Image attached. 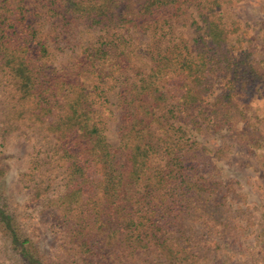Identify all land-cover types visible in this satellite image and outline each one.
<instances>
[{
    "label": "rangeland",
    "instance_id": "1",
    "mask_svg": "<svg viewBox=\"0 0 264 264\" xmlns=\"http://www.w3.org/2000/svg\"><path fill=\"white\" fill-rule=\"evenodd\" d=\"M64 1L0 0V207L31 241L36 259L41 264H118L95 242L103 236L96 235L97 221L89 222V228L94 226L90 248L78 252L72 223L56 203L73 184L69 163L61 157L62 137L53 129L68 84L91 88L95 119L114 158L123 163L122 141L132 122L129 101L140 80L150 76L160 58L195 59L200 48L210 59L206 79L188 87L198 100L182 107L186 80L177 72L157 75L167 100L151 109L141 135L197 143L211 157L213 200L196 204L186 223L196 264H264V0H178L174 8L140 17L137 28L90 25L73 7L66 10ZM93 1H105L111 12L128 17L140 4ZM196 6L203 17H216L224 30L219 47L205 35L195 43L193 22L202 24ZM16 56L27 61L35 77L26 100L20 99L8 66ZM163 64L168 71L167 61ZM49 104L52 110L40 112ZM135 110L143 115L142 108ZM68 148L82 150L75 142ZM90 176L94 187L88 193L93 194L95 175ZM98 203L106 219V205ZM0 264H26L1 231Z\"/></svg>",
    "mask_w": 264,
    "mask_h": 264
},
{
    "label": "trees",
    "instance_id": "2",
    "mask_svg": "<svg viewBox=\"0 0 264 264\" xmlns=\"http://www.w3.org/2000/svg\"><path fill=\"white\" fill-rule=\"evenodd\" d=\"M66 10L74 8L90 25L103 27H120L130 25L137 28L140 17L153 15L159 9L172 8L178 0H140L135 14L131 17L111 12L102 1L65 0ZM217 4V3H214ZM174 8V7H173ZM207 12L212 9H206ZM201 25L194 21L197 34L195 43L203 41L204 35L215 47H219L224 38V30L215 18L209 20L196 6ZM135 17H139L134 19ZM203 31V33H200ZM105 54L106 51H99ZM41 55L47 56L41 47ZM215 58V57H212ZM211 58V59H212ZM224 58V57H223ZM205 51L198 49L197 57L176 60L174 63L165 57L158 60L149 77L141 79L137 91L129 101L131 126L124 134L122 161L116 160L105 141L103 125L95 119L93 95L90 87L68 84L64 95L63 113L53 127L62 137L61 156L68 163V174L73 184L64 191L56 203L72 223L71 241L78 250L90 248V239L94 238L89 222L97 221L95 228L100 236L101 251H107L113 262L122 264H196L198 258L193 252L192 241L187 234V222L191 210L196 204L204 206L213 200L216 181H211L208 167L211 157L207 150L198 147L197 143H173L171 139H144L143 122L151 109L167 100L166 94L156 83L157 75L167 76L177 72L184 79V86L202 84L206 79L204 70L209 63ZM167 61L168 71H164ZM10 71L19 91L20 99L26 100L34 89L35 77L24 58L16 56ZM163 73V74H162ZM189 83V84H188ZM197 86V85H196ZM183 94L179 101L183 106H190L198 98L193 89ZM55 96V95H53ZM200 96V95H199ZM231 93L225 94L229 99ZM141 105V104H146ZM144 106V107H143ZM53 104L40 112L50 111ZM136 108L143 109L139 115ZM47 113V112H46ZM173 114L172 111H170ZM142 127V128H140ZM71 142L77 143L81 151L74 152L68 148ZM197 147V148H196ZM93 169V174L89 172ZM209 175L208 178L205 175ZM90 175L94 176L95 196L88 193L92 190ZM106 205L100 208L98 201ZM90 206V208L88 207ZM200 217L201 214H198ZM197 215V216H198ZM173 226L170 229V226ZM175 231V234L172 231ZM0 231L9 239L13 250L20 255L26 264H41L36 258V251L31 241L24 236L18 223L0 207ZM88 237V239H87ZM106 246V248H105ZM74 250V249H73Z\"/></svg>",
    "mask_w": 264,
    "mask_h": 264
}]
</instances>
